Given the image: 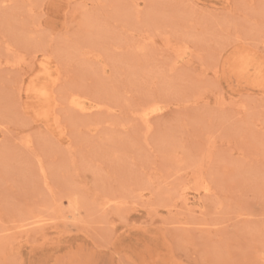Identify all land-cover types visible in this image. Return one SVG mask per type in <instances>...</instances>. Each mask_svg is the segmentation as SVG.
<instances>
[{
    "label": "rangeland",
    "instance_id": "374dc122",
    "mask_svg": "<svg viewBox=\"0 0 264 264\" xmlns=\"http://www.w3.org/2000/svg\"><path fill=\"white\" fill-rule=\"evenodd\" d=\"M0 264H264V0H0Z\"/></svg>",
    "mask_w": 264,
    "mask_h": 264
},
{
    "label": "bare ground",
    "instance_id": "6f19581e",
    "mask_svg": "<svg viewBox=\"0 0 264 264\" xmlns=\"http://www.w3.org/2000/svg\"><path fill=\"white\" fill-rule=\"evenodd\" d=\"M129 2V1H128ZM136 3V2H135ZM67 43H68V41H67ZM70 46V45H69ZM69 48V47H68ZM117 55V54H116ZM116 57V56H115ZM118 58V57H117ZM115 62V61H114ZM116 65V64H115ZM106 71V70H105ZM114 76V75H113ZM50 80V79H49ZM110 84V83H109ZM108 84V85H109ZM118 84V83H117ZM117 84H115V85H117ZM112 85V84H111ZM120 87V86H119ZM32 88H34V87H32ZM116 90V89H115ZM34 91L35 92H37V95H39L38 97H39V99H43V98H45V96L47 95V91H46V88L42 85L41 87L39 86V87H35V89H34ZM118 91V90H117ZM118 93V92H117ZM29 97V96H28ZM61 98V97H60ZM46 100V99H45ZM56 101V100H55ZM69 104H70V106L69 107H73L74 109L76 108V110H79V111H84V110H86V109H89V107H86L85 106V102H84V104H83V99L81 98V96H79V95H76V94H70L69 95ZM151 103V102H150ZM68 104V103H67ZM139 104V103H138ZM141 104V103H140ZM148 104V103H147ZM109 105V104H108ZM160 105V104H159ZM90 108H91V106H90ZM158 110H160V107L156 104V103H151V104H149L146 108H144V109H142L141 110V112H140V118H141V120L142 121H145V122H147L148 121V119H149V115L150 114H153V113H156ZM54 111V110H53ZM68 111V110H67ZM109 111V110H108ZM36 113V112H35ZM160 114V113H159ZM117 115V114H116ZM53 117V116H52ZM58 121H59V119H58ZM141 121V122H142ZM146 125V124H145ZM112 128V127H111ZM146 129V128H145ZM103 130V129H102ZM146 137V136H145ZM77 139V138H76ZM75 154V153H74ZM26 159V158H25ZM72 161V160H71ZM58 164V163H57ZM48 165V164H47ZM42 173H44V172H42ZM57 180V179H56ZM54 181V180H53ZM48 182V181H47ZM46 189V188H45ZM46 191V190H45ZM7 193V192H6ZM21 193V192H20ZM111 200V199H110ZM108 201V200H107ZM105 202V203H104ZM103 202V204H106V203H108V202H106V201H104ZM108 205V204H107ZM50 209H51V207H50ZM57 209V208H56ZM55 211V210H54ZM57 212H58V210H57ZM31 214V213H30ZM20 215V214H19ZM22 217H23V215H22ZM31 217V216H30ZM36 220V219H35ZM33 221V223L35 222L34 220H32ZM36 221H38L39 222V220H36Z\"/></svg>",
    "mask_w": 264,
    "mask_h": 264
}]
</instances>
